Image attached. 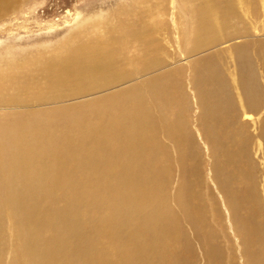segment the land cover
Here are the masks:
<instances>
[{"label":"bare ground","instance_id":"obj_1","mask_svg":"<svg viewBox=\"0 0 264 264\" xmlns=\"http://www.w3.org/2000/svg\"><path fill=\"white\" fill-rule=\"evenodd\" d=\"M186 1L198 3L186 9L181 0H171L173 14L176 13L175 9H179L185 17L190 12L196 24V28H190L188 34L186 33L184 42L180 37L174 40L173 49L179 53L178 61H182L180 64H175L177 60L174 59L173 51L170 49H168L169 57L168 54L165 58L159 55L161 46L166 48L172 45H166L148 37L147 35L152 32L150 25H144L134 33V39L138 45L137 52L135 50L134 54L127 58L132 60L127 63L134 64L133 60L143 63H141L142 66L133 68L130 74L126 72L127 68L120 64L119 59L114 62L97 48L87 50L82 45L60 44L61 40L48 41L46 44L48 49L52 50L50 63L47 61V64L39 69L43 70L47 87L42 90V95L39 92L32 98L33 104L50 103L54 100L63 102L87 97L128 83L131 80L130 75L143 76L150 71L157 69L159 71L144 76L138 82L126 85V88L62 106L61 109L55 110L56 113L61 115L66 113L70 117H61V123L55 126L54 131H51L48 125L42 126L46 130L41 132H37L38 126L32 128L29 133L33 135L31 136L34 138L33 143H28L27 140L22 142L18 137H21L22 131L18 128L0 132L1 137L4 138H0V227L6 223L10 229H13V235L22 230L25 232L22 233L23 239L27 238L22 252L15 255L17 264H117L116 258L110 262L106 261L108 253L100 257L92 254V247L94 243L97 244V241L95 239L92 241L91 236L94 232L99 235V230H94L102 227L113 231L109 232L107 238L110 241L115 240L116 246L121 245L124 238L128 242L134 241L136 245L139 241L135 260L141 263L148 259V248H160L163 245L164 250L163 241L156 240V243H152L147 239V235L157 225H162L163 229L167 230L168 224V220L164 222L165 219L159 213L161 208L162 211L167 212L165 206H162L163 199H161L165 179L168 176L165 165L161 166L167 162L168 153L167 144L162 140L163 136L177 144L179 161L182 163L187 164L184 160H188L194 150V138L189 129L191 123L185 117L189 103H184L183 108L179 109L174 117L169 116L171 112L169 108L176 105L172 99L176 95L172 92L173 84L179 80V76L184 78L188 76L187 71L184 73L186 67L192 66L194 74L192 80H188V92L191 93H185V97L191 100L193 92L196 104L199 103L201 112L198 117L200 120L198 129L202 130L201 134L205 141L210 147L214 146L213 150L218 147L228 155L244 154V150L239 151L236 144L226 146L225 142L218 139L223 137L241 140L246 129L244 130V126H238L236 122L246 124L245 119L251 118V114L257 111V108L254 109L256 102L260 99L257 106L260 107V102L264 99L260 94L262 87L256 71L258 66L251 52L252 48H257L260 51L258 56L264 61V38L258 40L246 38L239 28L232 26L230 19L233 20L236 16L239 10H236L237 5L247 14H253L259 10L261 6L257 8V5L261 3L257 0ZM136 18L140 20V16ZM105 20L106 17L102 11L91 16L80 13L72 30L81 27L85 29L97 27L92 30V33L95 31L97 34L103 29ZM132 21L135 20L132 19ZM184 24H190V22L185 21ZM53 42L55 44H52ZM128 43L131 44V42ZM218 45L219 48L207 52L208 49ZM11 46L6 45L2 49ZM202 52H205L203 56L190 58ZM223 54L232 55V58L234 56L236 63L240 66L241 71H238L240 74L236 85L239 84L242 90L241 98L245 95L248 101L247 107L244 104L241 111L236 109L239 105L230 98L232 88L225 83L226 75L224 78L221 73V66L228 69L232 63L229 62L228 56L225 62L229 63L225 65L219 63L217 58ZM164 67L167 68L163 69ZM155 106L161 107L159 108L161 113H158L162 115L160 118L162 121L159 122L160 133L155 131V123L152 120L154 118L152 113L159 112ZM90 108L93 112L91 110H89L91 112H85ZM101 108L108 109L106 120L112 122L116 120L112 125L94 131L80 125L84 118L98 112ZM19 116L20 114L16 117ZM242 117L244 119L241 122ZM233 125L238 128L232 130ZM24 134L23 136H26ZM40 135L45 137L44 147L39 142L43 139L39 137ZM53 141L58 145L52 144ZM222 168L226 172L225 179L230 174V170H226L223 166ZM247 168L250 171H247L248 174L253 173V166L249 161ZM218 174L223 173L218 169ZM239 182L245 184L244 181ZM47 186H53L54 189L67 188L69 193L64 198L63 205L47 210L43 214L44 204L53 201L52 193L47 190ZM234 192V196L225 193L230 205L235 202L233 197H236L237 191ZM29 198L34 203L26 207L24 202ZM115 202H117L116 207H109V204ZM139 205L144 212L146 209L150 210V214L137 212ZM71 207L76 208L75 213L69 212ZM201 216L200 214L195 217L188 213V218L190 220L192 218L195 222L196 230L202 231ZM261 217L258 211L253 210L250 216L242 218L243 234L241 236L246 249L247 247L251 249V246L255 248L258 243L264 245L262 238L264 229L257 223L261 221ZM9 218L13 220L11 225L7 222ZM0 232L4 234L1 228ZM45 232L46 236H44ZM121 235L123 237L119 238ZM19 238L22 241V236ZM15 240L14 238L9 240L11 246L14 245ZM15 247L16 245L13 251ZM257 250L263 252L261 248ZM14 252L17 253V248ZM262 255L257 254V261L261 260ZM249 256L253 260L252 264L255 263L254 254L250 253ZM216 258V256L213 257L214 260ZM130 261L131 258L127 260V263ZM0 264H2L1 258ZM169 264H172V261Z\"/></svg>","mask_w":264,"mask_h":264},{"label":"rangeland","instance_id":"obj_2","mask_svg":"<svg viewBox=\"0 0 264 264\" xmlns=\"http://www.w3.org/2000/svg\"><path fill=\"white\" fill-rule=\"evenodd\" d=\"M257 1L261 3L257 5V8L261 6L258 11L253 14H247L237 5L236 10H239H237L233 20L230 19L232 26L239 28L241 34L251 40L264 38V0ZM181 3L183 7L189 9L198 2L191 3L181 0ZM175 10L176 13L173 14L174 10L171 6V0H0V132L10 128H18L22 133H20L21 137L16 136L22 142L27 140L28 143H33L34 138L31 137L33 135L29 133L32 128L34 129L35 126H38L37 132H41L46 130L42 126L48 125V128L54 131L56 129L55 126L61 123V117H70L66 113L63 115L57 114L55 110L61 109L66 104L93 99L104 93L126 88V85L138 82L144 76L152 75L159 71V69L150 71L143 76L130 75L131 80L128 83L87 97L63 102L54 100V102L50 103L33 104L31 103L32 98L39 92L42 95V90L47 87L43 70L39 68L42 65H46L47 61L50 63L52 50H49L46 45L48 41L58 42V40H61L60 44L82 45L87 50L97 48L100 52L103 51L107 58H112L114 62L119 59L120 64L124 65L127 68L126 72L128 71L130 74L133 68L138 65L142 66L141 63H143L134 60L133 63L135 62L136 64L127 63L129 61L132 62L131 59L127 58L134 54L136 46H138L134 39V33L140 30L142 26L150 25L152 32L147 35L148 37H152L163 44L172 45V47L167 46L166 48L161 46L159 55L165 58L168 54L169 57L171 50L173 51L174 59L177 60L175 64L182 63V61H178L180 58L178 51L173 49L174 40L176 37H180L184 42L186 33L188 34L190 28H196V24H194V18L190 12L185 17L179 9ZM101 11L105 14L106 20L103 29L97 34H95V31L92 33V30L97 29V27H88V29L81 27L72 30V26L80 13L84 16H91L99 14ZM137 16H140V20L136 18ZM132 19L135 21L133 22ZM174 21L178 23L175 24ZM185 21H189L190 24H184ZM128 42H131V44ZM52 44L55 43L53 42ZM6 45L12 46L2 49ZM216 48H219V45L208 49L207 52ZM205 52L192 55L190 58L201 57ZM251 52L254 54L255 63L258 66L256 71L259 75V84L262 87L260 94L264 98V61L258 56L260 51L257 48H252ZM226 56L230 58L229 62L232 63L228 69L221 66V73L223 76L226 75L227 80L225 79V83H228L229 87L232 88H230L232 90L230 98L239 105L236 109L241 111L244 108V104L247 107L248 101L244 94L245 97L241 98L242 90L239 84V86L236 85L239 80L237 79L239 72L241 71L239 70L240 66H238L239 63H236L234 56L233 58L232 55L226 54ZM226 56L223 54L218 57L219 63L223 65L229 63L225 62L228 60ZM128 65L132 66L129 67ZM186 71L188 76L186 78L179 76V80L177 79L178 81L173 84L172 92L176 95L172 99L176 105L172 107L173 109L169 108V112H173L172 114L170 112L169 116L171 115V118L174 117L177 111L183 108L184 103H189L190 109H186L185 117L191 123L189 129L194 138H192L195 144L194 150L188 160H184L187 164L182 163L179 161L177 144L163 136L162 140L167 144L168 153L167 162L161 166L165 165V171L168 176L165 179L166 182L165 187L162 189L161 199H163L162 206H165L167 212L162 211L163 209L161 208L159 213L165 219L164 222L168 220V224L167 230H164L162 225H157L147 235V239L151 240L152 243H156V240L163 241L164 250L163 245L160 248H148V259L141 263L135 260L139 246V241L136 238L138 245L134 241L129 240L130 242H128L124 238L121 245L116 246L115 240L110 241L107 238L113 231L102 227L94 230H99V235L94 232L91 236L92 241L93 239L97 241V244L94 243L92 247V254L95 257H100L104 256V253H108L106 261L110 262L116 258L117 264H169L171 261L172 264H252L253 260L249 255L253 253L256 260L253 264H264V245L258 243L255 248L251 246L250 249L246 246V249L244 239L241 236L243 234L241 230L242 218L250 216L253 210L258 211L262 215L261 221L257 223L262 225L264 229V99L260 102V107H257L260 99L256 102L254 109L257 108V111L251 114V118L245 119L247 121L246 124L236 122L238 126H244V130L246 129V133L241 140H230L223 137L218 139L225 142L226 146L228 144H236L239 151L244 150V154L228 155L218 147L213 150L214 146H209L203 134H201L202 130L198 129V124L200 123L198 117L201 111L199 103L196 104L195 97H193L194 93L192 92L191 100L185 97V93H191L188 92V80L191 81L194 74L192 66L190 68L186 67L184 73ZM236 71L239 72L237 73ZM155 108H158L159 112L157 114L155 112L152 113L154 117L152 120L155 123V131L157 130L156 132L160 133L159 122L162 121L160 119L162 115L158 113H161V107L155 106ZM102 109L104 110L102 111ZM248 109L252 110L251 108ZM89 110L93 112L92 108L85 112ZM107 113L108 109L101 108L98 112L91 113L87 118H84V122L81 121L80 125L84 128L89 127L91 131L100 130L101 128L105 129L116 121L106 120ZM19 114L20 116L16 117ZM208 119L207 122L210 125ZM243 119V117L240 119L241 122ZM156 125L158 126L156 127ZM236 128L238 127L234 125L231 127L232 130ZM210 130L212 131V128ZM23 134L27 137L23 136ZM39 137H42V135ZM0 138L4 139L1 135ZM42 138V140H39L41 144L45 141V137ZM52 144L58 145L54 141ZM216 145H219L218 141ZM248 161L253 166V173L251 174L247 173V171L250 172L247 168ZM222 166L226 170H230V174L225 179L226 172ZM218 169L223 173L222 175L218 174ZM239 181H244L245 184ZM52 187L47 186V190L52 193L51 198L53 199L51 200L53 201L44 204L43 214L47 210L63 205L64 198L69 193L67 188L54 189ZM234 191H237V195L233 197L235 202L230 205L226 194L234 196ZM249 199L251 200L249 201ZM33 203V200L29 198L24 202V205L28 207ZM116 205L117 202L109 204V207H116ZM138 211H142L141 214H150V210L146 209L144 212L141 205L138 206ZM69 212L75 213L76 208L71 207ZM188 213L195 217L202 215V231L200 229L196 230L195 222L192 218L191 220L188 218ZM117 219L120 220V218ZM7 222L11 225L13 220L9 218ZM0 228L4 232L3 235L0 232V258L2 264H17L15 255L24 249V243L27 238L24 240L22 233L25 232L21 230L18 234L13 235V229H10L6 223ZM171 229L176 230L170 231ZM46 235L45 232L44 236ZM123 235L119 238H122ZM18 236H22V241H20ZM6 237L7 239H5ZM13 238L16 240L14 245L11 246L9 240ZM262 238L264 239V231L262 232ZM15 245L17 253L14 252L15 248L13 251ZM258 248H261L263 252H258ZM245 249L246 254H248L247 257ZM257 254H263L260 261H257ZM214 256L217 257L215 260L213 259ZM130 258L131 261L127 263Z\"/></svg>","mask_w":264,"mask_h":264}]
</instances>
